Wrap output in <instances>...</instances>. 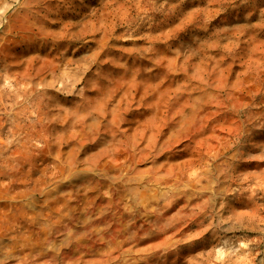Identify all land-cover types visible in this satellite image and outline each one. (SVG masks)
<instances>
[{
  "label": "rangeland",
  "instance_id": "1",
  "mask_svg": "<svg viewBox=\"0 0 264 264\" xmlns=\"http://www.w3.org/2000/svg\"><path fill=\"white\" fill-rule=\"evenodd\" d=\"M0 264H264V0H0Z\"/></svg>",
  "mask_w": 264,
  "mask_h": 264
}]
</instances>
